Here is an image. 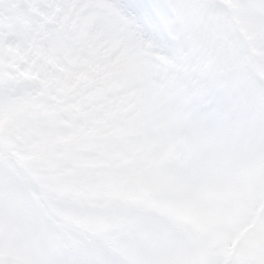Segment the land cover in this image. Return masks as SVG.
Returning <instances> with one entry per match:
<instances>
[{"label":"snow or ice","instance_id":"snow-or-ice-1","mask_svg":"<svg viewBox=\"0 0 264 264\" xmlns=\"http://www.w3.org/2000/svg\"><path fill=\"white\" fill-rule=\"evenodd\" d=\"M258 81L264 0H0V264H264Z\"/></svg>","mask_w":264,"mask_h":264},{"label":"clouds","instance_id":"clouds-1","mask_svg":"<svg viewBox=\"0 0 264 264\" xmlns=\"http://www.w3.org/2000/svg\"><path fill=\"white\" fill-rule=\"evenodd\" d=\"M258 79V78H257ZM260 84H264V81H258ZM249 104L250 105H254L255 104V99L254 98H250L249 99Z\"/></svg>","mask_w":264,"mask_h":264}]
</instances>
